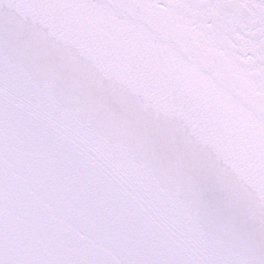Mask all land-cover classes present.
<instances>
[{"label":"snow or ice","instance_id":"obj_1","mask_svg":"<svg viewBox=\"0 0 264 264\" xmlns=\"http://www.w3.org/2000/svg\"><path fill=\"white\" fill-rule=\"evenodd\" d=\"M0 264H264V0H0Z\"/></svg>","mask_w":264,"mask_h":264}]
</instances>
